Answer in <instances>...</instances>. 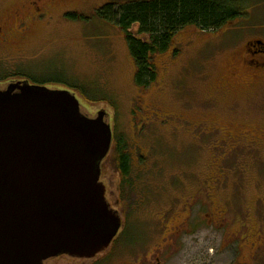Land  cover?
I'll return each instance as SVG.
<instances>
[{
  "label": "rangeland",
  "instance_id": "obj_1",
  "mask_svg": "<svg viewBox=\"0 0 264 264\" xmlns=\"http://www.w3.org/2000/svg\"><path fill=\"white\" fill-rule=\"evenodd\" d=\"M28 1L0 0V88L63 83L51 88L74 93L84 114L105 111L129 154L125 182L113 142L100 166L123 223L113 243L93 260L50 264H264V77L240 66L245 41H264V2H247L248 16L216 30H179L151 56L145 86L125 33L95 12L131 0H58L18 30ZM130 31L149 39L137 24Z\"/></svg>",
  "mask_w": 264,
  "mask_h": 264
},
{
  "label": "water",
  "instance_id": "obj_2",
  "mask_svg": "<svg viewBox=\"0 0 264 264\" xmlns=\"http://www.w3.org/2000/svg\"><path fill=\"white\" fill-rule=\"evenodd\" d=\"M107 114L82 113L68 90L0 88V264L91 259L121 226L100 181L112 143Z\"/></svg>",
  "mask_w": 264,
  "mask_h": 264
},
{
  "label": "trees",
  "instance_id": "obj_3",
  "mask_svg": "<svg viewBox=\"0 0 264 264\" xmlns=\"http://www.w3.org/2000/svg\"><path fill=\"white\" fill-rule=\"evenodd\" d=\"M249 1L251 0H131L120 5L108 3L95 12L98 17L116 24L125 33L128 50L136 68L135 81L138 85L147 86L155 78L151 56L165 51L179 30L188 25L202 30L219 29L236 18L248 16L246 3ZM66 16L73 19L78 17L76 14ZM134 24L138 25L139 35H147L148 40L132 35L130 30ZM28 79L25 81L29 84L40 86L63 84L55 80L46 82L36 77L32 81ZM113 145L116 149L117 168L125 182L130 173L129 154L121 139L114 141Z\"/></svg>",
  "mask_w": 264,
  "mask_h": 264
},
{
  "label": "flooded vegetation",
  "instance_id": "obj_4",
  "mask_svg": "<svg viewBox=\"0 0 264 264\" xmlns=\"http://www.w3.org/2000/svg\"><path fill=\"white\" fill-rule=\"evenodd\" d=\"M58 2H59L58 0H29L28 1V8L30 9V13L28 16L29 19L26 20L25 18H21L20 16H18V14H16V20L18 22V26H17L18 30L19 28L25 30L30 20L34 22L42 21V19L50 15L49 13L52 10L50 9V7L52 6L56 7L58 5ZM64 10H60L59 12L64 13ZM6 31L7 29L5 26H0L1 39L7 36ZM19 34L21 35L20 37H23L21 31H19ZM244 48H245L244 49L245 54L240 59V66L242 68V71L245 72V74L248 77H251L253 79L263 78L264 77V41L259 38H252L246 40L244 43ZM232 75H234V73L230 74L231 77ZM171 236L172 235H170V237ZM61 258H64L66 260L67 259L78 260L82 262L94 259V258L93 259L77 258L66 254H62L58 256L49 257L45 259L42 264H50Z\"/></svg>",
  "mask_w": 264,
  "mask_h": 264
}]
</instances>
